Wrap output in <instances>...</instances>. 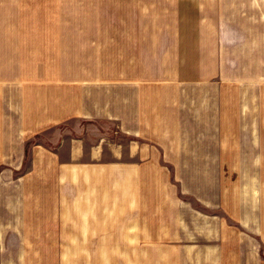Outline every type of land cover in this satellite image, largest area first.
<instances>
[{
  "label": "crops",
  "instance_id": "obj_1",
  "mask_svg": "<svg viewBox=\"0 0 264 264\" xmlns=\"http://www.w3.org/2000/svg\"><path fill=\"white\" fill-rule=\"evenodd\" d=\"M157 3L204 11L22 16L0 0V264L27 245L263 264L264 0ZM41 198L45 221H27Z\"/></svg>",
  "mask_w": 264,
  "mask_h": 264
},
{
  "label": "rangeland",
  "instance_id": "obj_2",
  "mask_svg": "<svg viewBox=\"0 0 264 264\" xmlns=\"http://www.w3.org/2000/svg\"><path fill=\"white\" fill-rule=\"evenodd\" d=\"M57 4H26L23 0L22 16H201L204 6L181 4L165 5L159 0H53ZM152 1H155L153 3ZM59 2V3H58ZM2 169V168H0ZM29 170L23 167L17 174ZM224 178H238L239 168L223 167ZM260 178H264V166L260 167ZM28 189L30 182L26 183ZM30 197L24 200L30 201ZM38 206H26L27 221L44 222L46 217L45 198L36 199ZM42 202L43 204H41ZM22 264H126L125 247L82 248L76 246L48 247L27 245L22 247ZM101 251V255H95ZM264 264V247H263Z\"/></svg>",
  "mask_w": 264,
  "mask_h": 264
}]
</instances>
